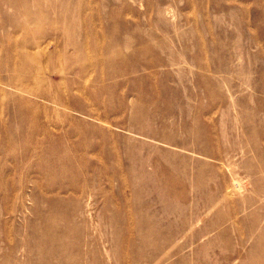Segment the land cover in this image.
<instances>
[{"label": "rangeland", "instance_id": "1", "mask_svg": "<svg viewBox=\"0 0 264 264\" xmlns=\"http://www.w3.org/2000/svg\"><path fill=\"white\" fill-rule=\"evenodd\" d=\"M0 264H264V0H0Z\"/></svg>", "mask_w": 264, "mask_h": 264}, {"label": "bare ground", "instance_id": "2", "mask_svg": "<svg viewBox=\"0 0 264 264\" xmlns=\"http://www.w3.org/2000/svg\"><path fill=\"white\" fill-rule=\"evenodd\" d=\"M56 68H52V69H48L46 74H45V79H46V86H41L38 81H35V84L33 85H24L23 83L21 85H16L20 90L27 92L30 95H33L34 97H38V98H42L43 100H45L46 102L52 103L54 105V109L57 112L58 117L60 116V114L63 112V110L65 108H67L69 106L68 104V94L63 93V92H59L58 90H53V89H48L47 88V84H56V81L53 80V75L54 72L56 71ZM42 75L41 73V69L39 67H35L33 70V76L34 78H38ZM45 81L42 82V84ZM32 113V117H30V119L33 121V124L31 125L32 128L28 131V136L35 139L39 132L41 130H46V129H50L52 126H55L59 123V120L53 119V117L51 115L47 114V118L46 121H44V123H40L39 117L41 116L40 112L38 110H32L30 111ZM25 115V114H24ZM24 121V116H22V122ZM3 132L5 134V137L8 139L9 141V145L10 146H14L15 144L12 143L14 141V137H12V132H10V127L9 125H4L3 127ZM91 129L94 130H102V124L100 123H93L91 124V126L89 127ZM78 130L75 129L74 132H77ZM86 132L87 129H82L81 130V135H82V139L77 142L75 144V148L76 149H82L83 151L88 150V148H93L95 151L96 150H100L102 143L105 142V139H89L88 137H86ZM13 138V139H11ZM30 147L28 149H26V151H29ZM99 166L96 164H92L89 163L87 158H82V163L81 165H77L75 164L73 161L68 160V164L67 165H63L62 163H59V161H57L56 163H52L49 166V169L51 170H56V169H63L65 172L67 173H71V184L72 186L78 188L81 187L84 183L90 185L92 184L94 181L89 178L88 180H86V178L83 175V171H89V170H96ZM105 169H108L111 166L105 164L104 165ZM128 181H123V183H126ZM113 181L111 177H107V184L112 185ZM132 184V182H131ZM238 185V184H237Z\"/></svg>", "mask_w": 264, "mask_h": 264}]
</instances>
